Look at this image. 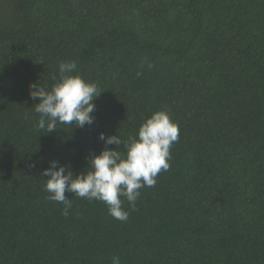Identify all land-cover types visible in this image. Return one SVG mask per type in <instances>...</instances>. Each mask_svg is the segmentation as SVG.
Masks as SVG:
<instances>
[{
  "label": "trees",
  "instance_id": "1",
  "mask_svg": "<svg viewBox=\"0 0 264 264\" xmlns=\"http://www.w3.org/2000/svg\"><path fill=\"white\" fill-rule=\"evenodd\" d=\"M62 61L102 93L92 125L47 133L29 89L50 90ZM161 110L179 139L135 210L124 200L127 221L74 193L67 217L47 199L51 161L90 171L101 133L127 140ZM114 256L264 264V0H0V264Z\"/></svg>",
  "mask_w": 264,
  "mask_h": 264
},
{
  "label": "clouds",
  "instance_id": "2",
  "mask_svg": "<svg viewBox=\"0 0 264 264\" xmlns=\"http://www.w3.org/2000/svg\"><path fill=\"white\" fill-rule=\"evenodd\" d=\"M148 67H153L148 64ZM77 70L76 61L59 63V80L49 90L40 83L30 85L31 99L40 102L34 105L39 114L37 128L47 133L55 131L60 125H72L83 128L92 125L96 110L95 100L100 92L96 83L88 82ZM142 75L138 72L137 76ZM105 149L99 154L86 158L91 170L74 174L68 166L59 161H51L50 167L42 175L49 177L45 184L47 199L62 204V215L67 217L73 207V201L84 198L88 201L103 202L108 214L121 222L127 221L130 212L123 206L124 200L135 210L136 202L141 196V189L156 184V177L170 168L171 147L179 139V125L174 122L168 111L153 113L140 126L136 135H130L122 141L119 135L100 134ZM123 143L125 153L117 149ZM116 145V149L109 148ZM35 167V164L31 165ZM74 193L70 200L65 193ZM124 198V199H122ZM112 264H121L120 258L114 256Z\"/></svg>",
  "mask_w": 264,
  "mask_h": 264
}]
</instances>
